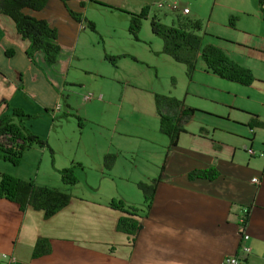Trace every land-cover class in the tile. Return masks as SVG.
Listing matches in <instances>:
<instances>
[{"label":"crops","instance_id":"obj_1","mask_svg":"<svg viewBox=\"0 0 264 264\" xmlns=\"http://www.w3.org/2000/svg\"><path fill=\"white\" fill-rule=\"evenodd\" d=\"M157 1L161 0H46L39 10L23 8L24 13L44 19L56 29L59 45L54 62H59L56 72L54 63L44 64L39 51L34 53L35 65L27 60L24 53L27 41L16 34L10 18L0 14V113L6 106L19 107L25 113L35 114L29 122L43 113L49 129L29 130L44 136L48 146L49 136L66 142L70 132L81 135L83 124L78 131L62 128V124L69 121V114L86 121L77 112L86 103L77 106L69 97L75 93L72 85L82 87L83 82L71 78L69 71L86 72L94 79L103 77L102 69L94 71V66L82 62L93 48L99 61H105L103 54L131 55L137 60L123 56L113 65L107 61L103 64L111 67L106 72L112 76L109 78L112 83L118 85V96L113 99L110 92L106 101L95 102L101 106V123L91 128L93 142L74 145L75 151L83 152L86 157L76 159L67 149L57 159L52 145L49 146L53 177L59 180L56 170L76 163L72 172L76 181L84 182L82 192L71 191L77 183L55 186L71 197L64 207L47 218L40 210L28 206L21 211L16 203L0 198V254H12L15 264H221L224 255L239 253L236 223L241 206L248 210L244 232L248 235L249 251L241 255L240 264H264V177L261 175L264 156L258 154L264 153V1L258 5L257 15L250 17L246 13L235 17L232 26L225 23L219 30L203 31L201 36L202 44L217 46L231 60L250 70L254 79L249 85L205 71L199 58L188 79L182 63L160 52L161 41L150 30L145 32L143 28V35L138 31V40H133L127 32L129 13L144 9L146 16L141 20L142 25H148L151 17L160 22L161 14L171 13L167 8H157ZM68 9L91 20L95 33L72 19ZM172 13L186 15L189 11ZM186 20L176 19L181 24ZM119 28L120 33L116 31ZM123 39L125 48L133 41L130 51L118 50L117 44ZM6 50H10L8 54ZM139 61L145 63V67L155 68L154 76L156 71H161L167 72L170 82L176 77L178 91L168 88L164 93L180 98L184 105L196 110L184 125L185 131L178 135L176 144L168 149L166 177L156 183L141 227L132 237L115 230L121 212L106 203L110 198H119L141 207L142 197L134 183L147 181L157 174L167 144V137L157 130L158 119L152 101V93L157 91L144 90L137 81V74L122 72L120 67L131 65L138 71ZM174 63L179 65L174 66ZM50 68L51 76L47 74ZM174 70H178L179 78ZM89 93L90 99L82 100L94 99V94ZM61 95L67 104L65 108ZM33 105L35 109H31ZM56 105L58 109H54ZM127 107L137 111L136 117L131 114L135 117L132 124L135 127L130 130L131 121L124 117ZM63 110L68 115L58 116ZM148 118L149 125L145 123ZM251 120L260 121L262 125L250 128L247 122ZM29 122H24L26 128ZM124 137L134 139L133 147L124 148ZM35 147L24 149L17 165L3 166L0 172L31 178L37 185L52 187L54 185L39 180L32 166L24 170L18 167L33 149L39 156L43 155L45 149ZM138 148L143 156L141 162L134 161L130 155L139 153ZM247 148L253 154H248ZM104 153L115 155L109 169L101 167ZM128 155L131 160L127 159ZM33 156L35 154L28 158L30 162ZM209 167L217 171L211 179L187 177L190 170ZM255 176L256 183L250 180ZM37 237L48 239L50 252L31 258V247Z\"/></svg>","mask_w":264,"mask_h":264},{"label":"trees","instance_id":"obj_2","mask_svg":"<svg viewBox=\"0 0 264 264\" xmlns=\"http://www.w3.org/2000/svg\"><path fill=\"white\" fill-rule=\"evenodd\" d=\"M261 5V0H257ZM46 0H0V14L7 16L13 23L16 34L27 41L25 56L29 62L35 65L34 53L39 51L44 64H53L59 53L56 29L50 26L44 19L35 18L22 11L39 10ZM69 16L76 22L85 26L89 31L95 33L94 23L83 14L67 10ZM146 13L142 9L138 13H129L127 32L133 40H138V31L141 20ZM228 25L232 26L231 19ZM150 32L161 41L160 52L168 55L173 61L182 63L185 67V75L189 79L195 67L196 59L199 58L204 70L215 76L240 84L249 85L254 77L250 70L231 60L220 48L209 43L202 44L201 36L195 33L199 28L196 19L186 20V23L175 22V24H163L151 17L148 21ZM10 50H6L8 54ZM127 56L137 61L131 55H107L103 59L114 64L119 57ZM63 99V100H62ZM64 108L67 104L61 95ZM152 101L155 114L157 115V130L167 137V144L162 160L158 166L157 174L147 181H136L134 184L142 197V206L136 207L125 203L119 198H110L107 206L121 212L115 222V230L134 236L141 227V219L152 199L156 183L166 177L164 172L168 149L177 142L178 135L184 132V125L191 119L195 108L184 105L180 98L171 95L153 92ZM46 110V108H43ZM63 116L68 115L63 110ZM72 115V114H69ZM78 119L77 116H75ZM35 118V114L25 113L19 107L6 106L0 113V160L11 165H16L22 151L31 145L50 151L46 140L33 134L24 126V122ZM262 123L257 120L247 122L250 128L260 127ZM115 155L104 153L101 157L102 169H109L114 161ZM76 164V163H75ZM75 164L56 170L62 184L73 185L76 178L73 174ZM77 165V164H76ZM217 171L213 167L203 170L193 169L187 172V177H202L211 179ZM68 192L56 187L37 185L31 178L22 179L7 173L0 172V198L16 203L19 210L31 207L42 211V216L47 218L64 207L70 200ZM50 252V243L45 237H37L31 247L30 257L35 258Z\"/></svg>","mask_w":264,"mask_h":264},{"label":"rangeland","instance_id":"obj_3","mask_svg":"<svg viewBox=\"0 0 264 264\" xmlns=\"http://www.w3.org/2000/svg\"><path fill=\"white\" fill-rule=\"evenodd\" d=\"M177 1V0H176ZM179 2H181V4H184L185 7L187 8V10L189 11L188 14L186 15H175L170 11L171 13H166L165 16L163 14H161L162 16L159 17L160 22L166 25L169 24H174V22L176 21V19H179L180 21L182 20H186V19H190V20H194L196 19L199 23V28L197 30H195V33L202 36L203 31H213V30H219L222 28L223 25L228 24L229 19H231V23H234V18L238 17V16H243L246 13L250 15H257V11H258V2L257 0H178ZM264 1V0H263ZM262 3V0H261ZM251 17V16H250ZM264 18V15L262 16ZM143 28L145 30V32L149 31L148 25L147 23L145 25H140L139 28V32L143 31ZM118 33H120L122 31V29H118L116 30ZM124 32V30H123ZM123 36V34L121 35ZM94 38V37H92ZM95 40H97V38L95 37ZM114 42V40H112ZM131 43H133V41H129ZM122 43V44H121ZM124 43V39L119 42L117 44L118 50L122 51L123 49L126 51L127 49L130 51L133 47V45H131V43L129 44V46L127 48H125V44ZM115 44V43H114ZM141 48V47H139ZM145 50V49H144ZM143 50V52H145ZM93 52H91V54L87 55L86 59H82L83 63H86L88 65L94 66V69H102V71H104L105 73H103V77H95L96 79H94L93 77H91L90 75H88L86 72H74V71H69V76L71 78H76L79 81H82V87L79 85H72V90L75 91V93L70 94V98L73 100V103H75L77 106H80V104H82V102H85L86 104L83 103V106H80L79 111H77L79 113L80 116H82L86 121L80 120V117H78V119H76V114H72L70 115L71 117L69 118V121H67V123H63L62 124V128L65 129V131H68L70 128L74 129V131H78V127L82 125V133L80 135V133L77 134H73L70 132V135L68 138H66V142H62L59 139H54L53 135L49 136V146H51V148L53 149V152H55L56 157L58 159V155H62L65 154L67 152V149H69V154H73L74 157L76 159H80L81 157H86V155H84L83 152H76L74 149V145L77 144H89L90 142H93V134L90 133V131L92 129H95L98 124L97 123H101L99 122V117H100V113H101V106H99V103L101 101L105 100L106 95H109L110 92H113V96L111 98L113 99H117L118 96V89L117 88V84L116 83H112V81L109 79L112 76L108 74V72L110 70V65H105L106 67L103 66V64H105V61H99L98 60V54H95L94 48L92 50ZM142 52V53H143ZM144 55V54H143ZM116 61V60H115ZM129 61V60H128ZM131 62V61H130ZM174 66H177L179 64L174 63ZM138 67V71L134 68L131 67V65L127 66V65H121L120 67L122 68V72L128 73V74H137V81L140 85L141 88H143L144 90L147 89H153L156 90L157 93H162L165 94L164 91H166L168 88L170 90H172L173 92H177L179 89V81L177 80L176 77H174V80L172 82L169 81V77L167 72L164 74V72L161 71H156V76H154L155 74V68H148L145 67L146 64L139 61L136 64ZM50 66V65H49ZM59 66V62H56L53 64V71H57V68ZM102 66V68L100 67ZM134 67V66H133ZM52 68V67H51ZM51 68L48 71V75H52L51 73ZM126 69V71H125ZM95 71V70H94ZM54 72V73H55ZM74 72V73H73ZM175 74L177 75V77L179 78V73L178 70H174ZM179 72H181V67H179ZM73 73V74H72ZM172 83V84H171ZM86 85L88 87H86ZM68 87V86H66ZM115 88V89H114ZM93 93L94 95V99L88 100V101H84L86 99H84V95L86 93L89 92ZM184 91V88H183ZM138 93L141 91H137ZM84 93V95H83ZM144 94L148 95V93L145 91ZM102 95V98H100ZM168 95V94H166ZM98 96V97H97ZM104 96V97H103ZM91 97V94H90ZM96 98V99H95ZM109 98V99H111ZM84 99V100H82ZM63 100V99H62ZM81 100V101H80ZM106 101V100H105ZM95 102H99V103H95ZM63 103V102H61ZM117 104V102H114ZM31 109H35V106L33 105V108ZM123 109V108H122ZM122 109H121V113H122ZM146 109V107H145ZM38 111L40 110V108L37 109ZM63 111H60L58 116H63L62 115ZM134 113L135 117L137 116V111L135 110H131L130 107L126 108V114L124 115L125 118L129 119V121H131V124H129V130L132 129L133 126V120L135 119L131 117V114ZM47 114V113H46ZM122 115V114H121ZM58 116L56 117V119H58ZM91 117V118H88ZM50 118L49 114H48V119ZM34 119V118H33ZM44 117H43V113L40 114L39 118L33 121L28 120L29 123H27L28 129L33 130L35 127L41 129L42 131L48 130L49 126L47 124V121H44ZM64 121V118L61 119ZM31 123V126L29 125ZM146 124H151V121L148 118V121L145 120ZM92 128V129H91ZM43 139L46 140V138L44 136H42ZM134 139H132L131 137H124V139L122 140L124 145V148L127 149L128 147L131 148L133 147V145L136 143L133 141ZM69 141V142H68ZM69 144V145H68ZM70 146L67 147V146ZM48 146V148H49ZM36 148V147H35ZM139 149V148H138ZM32 154H35V157L33 158V162H30L31 160H28V158H31ZM27 153L26 154V159H22L21 163L18 165L19 168H27L28 166H32V169L34 170V172H36L37 177L39 178L40 181H42V183H46L48 185H54L52 187L55 186H62L64 187V185H62V183L58 180L57 177H53L55 175H53L54 173L51 171V167H50V154L51 152L48 151L47 149H45V151L42 153V156L38 155V152L35 151V149H33V153ZM131 158L133 157L134 161H139L141 162L143 159V156L140 152L139 149V153L137 154H130ZM129 155L127 156V159L131 160V158H128ZM83 159V158H82ZM29 161V162H28ZM20 162V160H19ZM18 162V163H19ZM16 163V165L18 164ZM29 163H31L29 165ZM91 164L94 166H96L94 159L91 160ZM3 166H9V163L6 161H2L0 160V169H3ZM77 183V184H76ZM76 184V185H75ZM73 185H75V189H72L71 191H75L76 192H82V190L85 187V184L83 181H76ZM139 193V191H136Z\"/></svg>","mask_w":264,"mask_h":264},{"label":"built area","instance_id":"obj_4","mask_svg":"<svg viewBox=\"0 0 264 264\" xmlns=\"http://www.w3.org/2000/svg\"><path fill=\"white\" fill-rule=\"evenodd\" d=\"M157 8H167L171 11L180 10L181 13H187V8L180 6L177 1H168L161 0L155 3ZM84 99H90V93H86L83 97ZM54 109H58V105L54 106ZM248 154H253V151L250 148L246 149ZM259 155L264 156V153L259 152ZM264 177V172L261 173ZM252 182L256 183L258 178L252 177L250 179ZM247 208L241 206L239 210V214L237 215V223L236 228L239 235V243H238V254H227L222 257L221 264H240L241 255L246 254L249 251V247L246 244V240L248 239V235L244 232V224H245V216L247 215ZM16 259L12 254H0V264H15Z\"/></svg>","mask_w":264,"mask_h":264}]
</instances>
